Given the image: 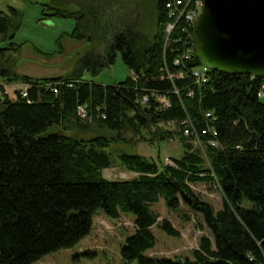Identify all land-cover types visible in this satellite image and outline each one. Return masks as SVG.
<instances>
[{"label": "trees", "instance_id": "16d2710c", "mask_svg": "<svg viewBox=\"0 0 264 264\" xmlns=\"http://www.w3.org/2000/svg\"><path fill=\"white\" fill-rule=\"evenodd\" d=\"M166 1L155 0L152 36L123 18L103 55L83 56L71 75L42 79L15 72L21 45L13 40L22 13L0 11V40H10L0 47V264H35L74 247L91 232L100 210L112 219L136 216L135 232L121 249L123 264H264V99L258 96L264 80L209 71L208 84L197 86L191 74L196 57L176 67L182 43L165 47ZM67 3L44 5L41 20L75 19L69 34L75 41L99 36L96 1L79 10ZM181 25L173 37L180 36ZM119 54L136 81L131 75L104 86L84 79L86 71L97 75L114 65ZM61 81L74 86L60 85L58 94L46 87ZM14 83L31 86L27 98L22 89L14 99L5 93V85ZM145 95L150 102L142 105ZM161 95L169 108L161 106ZM79 106L89 119L79 117ZM183 122L201 146L184 135ZM173 140L184 149L180 158H170L174 165L167 158L160 165L131 151H111L130 141L155 146ZM116 162L136 177L106 178L104 170ZM200 183L218 185L221 210L196 194L192 186ZM162 199L171 211H187V220L199 215L213 240L203 236L189 257L148 256L158 243L153 227L180 237L152 209Z\"/></svg>", "mask_w": 264, "mask_h": 264}, {"label": "rangeland", "instance_id": "374dc122", "mask_svg": "<svg viewBox=\"0 0 264 264\" xmlns=\"http://www.w3.org/2000/svg\"><path fill=\"white\" fill-rule=\"evenodd\" d=\"M60 1L63 3L67 0H0V11L8 12L9 8H16L22 13V24L13 40L21 45L14 69L16 73L36 79L71 75L83 56L105 53L110 37L121 30L122 26H118V23H121L123 18L147 37L152 36L156 30L155 0H68V9H83L88 3L96 1L95 7L98 8V13L100 11L96 17L100 22V35L92 36L89 33L82 41H75L69 37L76 27L75 19L55 17L51 20H41L44 5ZM9 42L8 39L0 40V47H8ZM132 74L119 54L111 67L103 69L97 75L86 71L83 77L87 81L111 86L124 82ZM23 87L21 83H14L5 85V90L10 98L14 99L15 92ZM166 128L176 130L173 124L167 125ZM127 137L131 140L130 135ZM129 143L130 146L119 145L111 151L114 155L117 150L131 151L152 158L160 165L164 163L165 158H180L184 153L177 140L162 141L155 146L135 141ZM103 173L110 180H128L136 177L135 173L126 171L117 162L114 167L104 170ZM192 187L216 212L222 209L224 198L216 183H200ZM152 209L160 216L159 222L167 219L180 232V237H170L158 226L153 227L158 243L153 250L147 252L148 256L172 259L189 257L192 251L197 249L203 236L213 240L212 232L199 215L191 213V220H187V211H171L163 199L152 205ZM135 219L133 212L122 213L120 219H112L100 210L93 218L91 232L78 244L48 254L35 264H123L121 249L127 238L135 232Z\"/></svg>", "mask_w": 264, "mask_h": 264}, {"label": "water", "instance_id": "95a60500", "mask_svg": "<svg viewBox=\"0 0 264 264\" xmlns=\"http://www.w3.org/2000/svg\"><path fill=\"white\" fill-rule=\"evenodd\" d=\"M192 46L209 71L264 80V0H204Z\"/></svg>", "mask_w": 264, "mask_h": 264}, {"label": "built area", "instance_id": "2783aa9c", "mask_svg": "<svg viewBox=\"0 0 264 264\" xmlns=\"http://www.w3.org/2000/svg\"><path fill=\"white\" fill-rule=\"evenodd\" d=\"M204 6V0H167L165 2V10H166V18L167 22L165 25V47L170 45L172 42L175 44L182 43V50L179 57H177L174 61V66L180 67L186 62H191L194 59V52L192 46V32L196 21L198 20L202 8ZM181 25L180 36L173 37L175 34L178 25ZM180 51V49H178ZM209 70L202 66H195L191 70V74L193 80L197 86H206L209 82ZM133 79L136 81L138 76L136 74H132ZM173 78V76H170ZM255 79V77L252 76ZM67 85L68 87H73L72 82L61 81L56 84H48L46 87L50 89L54 94L59 93V86ZM23 89L21 90L22 96L24 98L28 97V89L31 87L29 84L23 85ZM7 94V91H5ZM193 94V93H192ZM191 94V95H192ZM259 98L264 99V83L262 84L259 93ZM161 106L165 109L170 107V102L166 96L158 97ZM142 105H146L150 102V96H143L140 100ZM78 115L82 119H89V114L85 106L78 107ZM208 117L211 115L208 114ZM187 123L183 122V132L185 136L192 137V141L196 147L202 145V142L199 140L198 136H193L187 127ZM215 133V132H214ZM212 145H217V142H211ZM166 164L174 165L173 161L170 158L166 159Z\"/></svg>", "mask_w": 264, "mask_h": 264}]
</instances>
